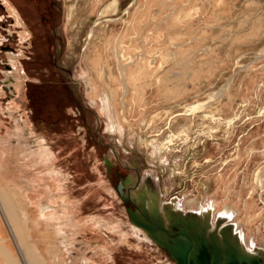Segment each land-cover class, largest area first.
<instances>
[{
	"label": "rangeland",
	"instance_id": "374dc122",
	"mask_svg": "<svg viewBox=\"0 0 264 264\" xmlns=\"http://www.w3.org/2000/svg\"><path fill=\"white\" fill-rule=\"evenodd\" d=\"M10 1L24 25L15 24L0 0V84L4 86L0 135L14 144L7 147V156L12 155L8 163L14 161L19 164L15 169L22 165L26 173L32 172L35 183L40 182L37 190L46 186L47 179L55 200L51 204L59 210L61 197L68 196L67 206L78 207L77 216L84 220L101 217L117 223L122 219L121 229L127 231L133 224L126 212L136 211L124 194L145 187L149 194H158L161 207L175 199L182 211L208 208L213 220L232 224L245 249L264 252V25H260L264 24V0ZM98 21V30L106 37L98 38L94 61L107 62L108 47L119 40L127 49L119 54L121 65L133 61L137 73L150 66L161 75L178 76L184 61H177L173 68L160 62L150 65L147 60V67L140 65L145 57L153 61L162 50L170 56L182 52L188 58L213 57L209 48L228 52L221 55L224 64H212L215 75L204 86H195L197 79H185L184 98L175 104L176 111L148 124L141 139L135 134V126L143 124L140 107L133 106L131 120L124 122L122 131L109 130L101 101L93 104L86 94L83 50L89 30ZM10 55L18 59L21 80L11 71ZM4 72L10 73L7 83ZM11 102L15 106L9 110ZM117 105L121 111L119 101ZM143 109L156 110L151 105ZM12 113L23 124L20 129L15 128ZM173 114L181 121L169 122ZM158 124L163 136L173 135L174 144L149 143L153 138L147 136L158 131ZM15 130L20 136L11 135ZM36 137L45 141L55 157L53 171L58 173L50 180L48 165L43 169L42 162L39 167L27 166V159H16L22 155L15 153L17 140L22 145ZM130 178L133 182L126 184ZM90 223L75 229L67 226L68 251L59 245L66 255L64 264H76L72 260L78 253L93 258L88 260L91 264H165L166 256L153 244L138 242V248L134 235L127 234L123 241L117 231Z\"/></svg>",
	"mask_w": 264,
	"mask_h": 264
},
{
	"label": "bare ground",
	"instance_id": "6f19581e",
	"mask_svg": "<svg viewBox=\"0 0 264 264\" xmlns=\"http://www.w3.org/2000/svg\"><path fill=\"white\" fill-rule=\"evenodd\" d=\"M4 4L6 7L5 9H7V13H10L12 17H14L15 24L24 25L22 17L15 11L17 9L14 7V4L10 0H4ZM127 11L128 9L124 10L125 13ZM258 18L260 19V17ZM99 21L95 22L93 27L89 30L88 35L86 36V45L83 50V54H86H84L85 56L83 55V61L87 70V72L83 73L85 75L84 83L86 85V94L93 104L98 103L97 99L101 101L100 109L102 107V113L107 117V128L109 130H116L118 132L122 131L125 128L124 122L129 119L131 120V116L134 111L133 106L135 105L140 107L142 109L143 118L141 120L143 121V124L138 125V127L135 126V134L141 139L144 137L142 132L143 130H146L148 124L153 123L158 118L161 119L165 115H168L174 109L176 111L177 105L175 104L184 98V92L186 89L184 86L186 81L185 79H197L198 81H195L194 85L198 87L204 86L205 83L210 82L211 76L214 74L212 71V69H214L212 64H215V67L224 64L225 60L221 57V55L228 52L220 49L219 47L211 50L208 46V51L210 53L212 51L215 53L213 57H207V54H203L200 58L198 56L188 58L186 55H183L182 52H180L182 55L176 51L178 54L175 52L170 56L166 51L162 50L158 52L159 55L152 57V59H154L153 61L145 57L144 61L140 65H146L145 60H147L150 65L160 62L161 66L162 64H167L173 68L177 65V61H184V63L181 64L182 67L181 65L178 67V76L174 78V76L161 75L158 71H151L150 66L147 67V65L146 69H141L140 72L137 73L136 67H133L135 66L133 61L126 63L123 66L121 65L120 60H122V57L120 58V56L121 54L124 55L127 52V49L123 48V45L120 44L121 41L119 40H117V43L113 46L108 47L107 51L109 59L107 62L100 63L98 59L99 63L94 61L97 54V47L100 43L98 38L103 36L98 30ZM260 25L264 24L262 23ZM96 26L97 29H95ZM19 35L20 39L24 38L23 32H20ZM103 37L105 39L106 35ZM187 52L188 51H186V53ZM190 53L191 52H189V54ZM8 58H10L9 61L12 62L11 71L16 73V75H14L16 79H23L17 65V57L10 55ZM196 59H198V62L195 61ZM8 74L10 73L4 72V77L6 79H4L5 82L7 81V78L9 79ZM83 74H81V77ZM4 85L6 86L5 89H8L7 84ZM14 85L18 87L19 82H15ZM226 87L227 86L223 87V91H221L220 94L226 90ZM3 89L4 86L0 84V94L2 95ZM118 101L121 111H118L117 108ZM229 103L230 102L228 101L227 104ZM148 105L154 106L156 110L149 111L143 109V107H147ZM14 106L15 105L11 102L9 103L8 109H14ZM1 109L2 105L0 103V110ZM221 110L222 109L219 108L217 110V114H219ZM155 111L156 114H154ZM10 115L16 121L15 128L20 129L22 123L19 121V118L14 117V113ZM209 115L213 118L215 117V114L212 111L209 112ZM170 120L169 122H172L173 120H177V122L181 121L176 114H173ZM184 120L187 124H190L189 117H186ZM27 123L28 121L25 122V124ZM157 128L158 131L154 132L151 136H147L148 138H153L152 141H149L152 146L157 142H165V147H169L174 144L172 134L165 135L164 133L165 136H163V130L160 124H158ZM16 133L17 130H15L11 135L14 136ZM17 135L20 136L19 134ZM38 139L39 137H36L34 141H26L22 145H20L22 141L18 139L14 149L17 150L15 151L17 156L19 154L22 155L18 156L16 159H19V157H21L20 159L23 157V160L27 159V162H25V165L27 166H38V163L42 162V168L46 169V166L48 165L49 168L47 177L50 180L51 176H57L58 173L57 170L53 171V166H55V157L50 148L46 146L45 141L43 139H39L38 141ZM186 139L187 136L184 140ZM8 140L7 137L0 135V264H64V256L66 255H64V252L59 245H62L64 247L63 249L68 251V244L70 245L71 242L68 241L66 235V232H69L66 230L67 226H71L72 229H75V227H79L82 223L88 220L93 224L95 223L96 228L99 227L106 230L109 229L114 232L117 231L121 238L123 237L122 240L127 236V234L134 235L137 237L135 246L138 248L140 247L138 242L144 241L147 244H153L154 249H157L159 253L166 256V260L164 262L165 264H176V262L168 254L159 239L173 234L175 232V225L181 226L180 228H182V230L185 231L189 237L193 238L195 243L198 242L200 236L208 248H210L213 244L218 245L220 248H225L226 242L231 243L236 246L237 250L245 255L256 256L264 261V252L262 250H255L254 252H251L250 250L245 249L232 224L222 225L221 220H218V218L213 220L211 218V212L208 208L202 212L182 211L179 208L178 201L175 199L170 201L171 204L169 202V204L163 205L162 207L158 205L159 198L152 201L148 199L147 203H145V187L139 188L134 193L128 192L124 194V200L131 202L136 211V215H132V218L129 216L128 212H126L129 221L133 225H126L128 230L125 232L122 231L120 226L121 223H124L121 221L122 219H120V221L118 220L119 222L116 221L117 223H112L101 217H93L92 219L85 220L78 217V207H74L73 203H69L68 206L66 204L68 196L61 197L63 203L60 204L63 208L57 206L60 208L57 210L53 206L55 204V200L53 194L51 195V191H49L50 184L47 183L48 180L46 178H42L43 181L46 179L44 182L42 181L43 184H46V186L44 185V187H42L43 189L37 190L35 188L40 185V182H37L39 184L36 186L37 183H35V181L37 179L35 180L33 178L31 175L32 172L26 173L21 169L23 168L22 165L21 168L17 167L15 169L14 166L18 163L15 164L13 163L14 161H10V163H8L10 155L7 156V147L13 144V141ZM17 146H19V148ZM10 164L13 165V167H11ZM132 182L133 178H130L127 179L125 183L129 184ZM52 186H54V184H52ZM105 189L108 190V188ZM57 191H59V187H57ZM189 202H193V200H189L188 203ZM51 203L54 204L52 205ZM197 209H201L200 205L197 206ZM122 213L125 214L124 212ZM158 216H161V223H158L157 221ZM148 226L153 227V231L150 235H148L147 230L144 228ZM160 226L163 227L164 231H161ZM70 232L73 233V230ZM74 239H76V237ZM59 251H61V254L63 253L62 256H60ZM104 251H106V249ZM92 259L89 257H82V255L79 256L78 253L77 257L74 258L72 262L76 264H91L92 262H88V260ZM82 261L84 263H82Z\"/></svg>",
	"mask_w": 264,
	"mask_h": 264
},
{
	"label": "water",
	"instance_id": "95a60500",
	"mask_svg": "<svg viewBox=\"0 0 264 264\" xmlns=\"http://www.w3.org/2000/svg\"><path fill=\"white\" fill-rule=\"evenodd\" d=\"M128 212L131 218L132 215H136V212L131 211V209ZM160 220L161 216H158V223H161ZM160 227L162 231L163 227ZM180 227L175 225L173 234L159 239L176 264H264V261L259 257L247 256L231 243L226 242L225 248H220L216 244L208 248L201 236L195 243L193 238L189 237ZM144 228L148 235L153 231L151 226Z\"/></svg>",
	"mask_w": 264,
	"mask_h": 264
},
{
	"label": "flooded vegetation",
	"instance_id": "af4514ba",
	"mask_svg": "<svg viewBox=\"0 0 264 264\" xmlns=\"http://www.w3.org/2000/svg\"><path fill=\"white\" fill-rule=\"evenodd\" d=\"M146 195L148 196V199H149L150 201H152V200H154V199H156V198L159 197L158 194H157L156 192H153V193L149 194V192H148L147 189H146ZM168 204H169V203H168ZM170 204H171V202H170Z\"/></svg>",
	"mask_w": 264,
	"mask_h": 264
}]
</instances>
